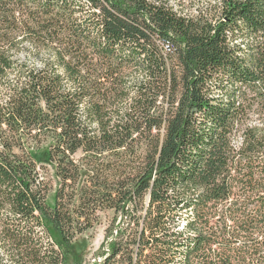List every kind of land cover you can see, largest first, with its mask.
<instances>
[{"label": "trees", "instance_id": "16d2710c", "mask_svg": "<svg viewBox=\"0 0 264 264\" xmlns=\"http://www.w3.org/2000/svg\"><path fill=\"white\" fill-rule=\"evenodd\" d=\"M103 211L93 264H264V0H0V264Z\"/></svg>", "mask_w": 264, "mask_h": 264}, {"label": "rangeland", "instance_id": "374dc122", "mask_svg": "<svg viewBox=\"0 0 264 264\" xmlns=\"http://www.w3.org/2000/svg\"><path fill=\"white\" fill-rule=\"evenodd\" d=\"M48 175L52 180V191L49 193L47 199L51 202L53 191L57 186V180L50 167H48ZM112 217V211L100 212L96 224L86 232L77 235L75 239L76 256L82 264H93L101 259L102 253L105 250V248L101 247V244L104 241L106 228L110 225Z\"/></svg>", "mask_w": 264, "mask_h": 264}]
</instances>
